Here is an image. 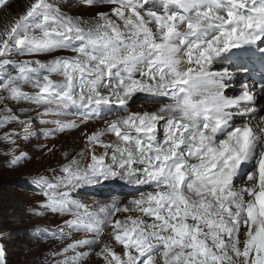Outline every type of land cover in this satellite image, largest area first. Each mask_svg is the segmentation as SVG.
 <instances>
[{"label": "snow or ice", "instance_id": "snow-or-ice-1", "mask_svg": "<svg viewBox=\"0 0 264 264\" xmlns=\"http://www.w3.org/2000/svg\"><path fill=\"white\" fill-rule=\"evenodd\" d=\"M9 2L0 0V8ZM85 2L115 5L111 13L123 27L107 13H98V20L89 24L48 0H34L0 31V57L14 51L51 54L71 49L76 53L46 63L16 64L15 75L0 82V92L7 93L0 95V127L18 122L24 134L31 135V119L18 120L5 101L55 103L57 108L80 104L88 107V118H103L99 110L112 103L126 112L136 93L169 102L153 100L160 102L154 112H129L106 121L103 131L87 136L90 146L105 149L103 155L93 151L85 167L73 159L60 169L64 175L55 182L44 176L32 181L45 198L39 207L72 215L74 219L64 221V226L93 236L68 244L56 254L66 257L57 264H81L91 253L76 249L97 245L105 227L112 228L111 238L124 249L117 254L105 243L96 253L105 264H264V114L257 115L261 109L251 106L258 98L246 81L238 96L229 97L225 92L233 73L228 67L211 70L212 65L227 61L247 72L258 51L259 99L264 100V47L259 46L264 44V0H161L151 5L159 7L160 13L144 14L149 0ZM9 64L10 60L0 59V67ZM53 74L61 76L62 82L51 79ZM29 83L36 90L33 94L22 90ZM52 113L45 107L40 115ZM238 118L244 120L242 125ZM161 121L163 142L157 138ZM41 123H55V131L60 132L77 127L74 121ZM106 133L114 134L117 142L101 140ZM15 135L5 132L0 139L15 145ZM3 154L10 157L9 166L29 158L26 153L16 155L14 148ZM245 178L250 186L236 188ZM112 179L146 184L154 191L129 201L132 207L113 202L97 211L71 198L79 187ZM121 211L142 215L114 219ZM34 231L41 240L66 238L61 230ZM70 251L74 255L68 257ZM0 264H6L2 243Z\"/></svg>", "mask_w": 264, "mask_h": 264}, {"label": "rangeland", "instance_id": "rangeland-1", "mask_svg": "<svg viewBox=\"0 0 264 264\" xmlns=\"http://www.w3.org/2000/svg\"><path fill=\"white\" fill-rule=\"evenodd\" d=\"M32 2L34 0H10L7 7L0 8V31L10 27L16 18L26 12ZM48 3L60 8L67 15L81 17L83 21H87L89 24L98 20V13H107L111 19L123 27V22L117 20L111 13L112 8L115 7L113 4L96 3L89 5L85 0H48ZM153 3L159 5L161 0H149V6L143 10L142 14L149 10L160 13L159 7H151ZM259 46L264 47V44H260ZM75 55L76 53L71 49L57 50L51 54L45 52L29 53L27 51H14L9 57H0V59L10 60L9 65L0 67V82H3L7 75H15L14 66L20 62L39 60L42 63H46L57 56L74 57ZM226 62L214 65L212 69L214 71H223L224 67H228L226 66ZM182 67H187V65H182ZM228 70L232 73L231 68ZM43 74L45 73L41 70V75ZM234 75H239V73H233ZM137 77L139 79L138 75ZM51 79L56 82H62L63 78L53 74ZM240 80L244 81L242 77H240ZM22 90L28 94H33L36 91L30 83L23 84ZM101 91L105 95L108 94L106 89H101ZM0 95L6 96L7 93L0 92ZM153 100L163 103L169 102L167 98L153 97L147 93H136L128 101L126 112L122 110L120 105L115 103L101 108L99 115L103 118H88L91 116L88 107L80 104H68L66 107L57 108L55 103L51 105H37L24 101H5L8 108L12 110V114L18 116V120L31 119V135L29 136L24 134V129L18 122H11L0 127V138L3 137L5 132L17 133V135L13 136V139L16 140L15 145L5 143L3 139H0V161L4 167L0 174V195L6 199L5 215L3 211L0 212V243L5 247L6 264H57L58 261L64 260L66 257L56 254L62 252L68 244L74 241L93 238L89 232L75 231L70 227L64 226V221L74 219L72 215L61 216L39 207L45 198L40 194L39 186L34 185L32 181L38 176H44L49 181L55 182L57 177L64 175L60 169L69 164L73 159L80 161L81 167H85L90 163L93 151L98 156L103 155L105 149L95 144L90 146L87 136L98 130L103 131L106 128V121L117 119L120 116L127 115L129 112L143 113L145 111H156V109L148 107L151 104L152 106L160 105V102L153 103ZM258 105L251 106L257 107ZM260 105L264 106V102L260 103ZM2 107L3 105H0V108ZM45 107H50L53 113L40 115L44 112ZM233 111H236V109H233ZM25 112H27L26 115L24 114ZM42 120H60L65 123L74 121L77 127L60 132L55 131L57 124L41 123ZM245 120L250 125H255L256 123V121L251 120L249 117L245 118ZM243 122L244 120H237V123L240 125ZM157 138L160 142L164 140L163 121L158 126ZM101 140L113 144L117 142V137L112 133H106L101 137ZM13 148L16 155L26 153L29 158L21 160L15 166H9L6 162L10 157L3 153ZM110 156L111 151L109 150L108 157ZM106 162L111 164L110 158H106ZM245 181H247L246 178L241 182L245 183ZM149 191H154V188L146 184H136L134 181L112 179L79 187L71 192V198L85 205L89 211H97L100 206L111 205L113 202H116L121 208L126 205L132 207L129 201L139 198L140 194ZM0 209L2 208L0 207ZM37 212H42L43 215L38 216L36 215ZM141 215V213L136 211H121L116 213L114 219L124 220L128 216L139 218ZM144 219L146 222H151L150 218ZM45 227L54 231L61 230L66 238L39 239L38 233L34 230ZM111 232V227H105L100 237V242L97 245L76 249L79 252L88 251L91 253L81 264H105L104 259L96 255L105 243L117 254H123V246L117 244L111 238ZM66 255L70 257L74 253L70 251Z\"/></svg>", "mask_w": 264, "mask_h": 264}, {"label": "bare ground", "instance_id": "bare-ground-1", "mask_svg": "<svg viewBox=\"0 0 264 264\" xmlns=\"http://www.w3.org/2000/svg\"><path fill=\"white\" fill-rule=\"evenodd\" d=\"M149 26H152L153 28H154V26L153 25H149ZM155 30V29H154ZM258 54V53H257ZM219 63H216V64H214V65H218ZM253 64V63H252ZM252 64H248V67L250 66V69H249V71H248V74L250 73V71H251V69H252ZM258 64H259V66L261 67V65H260V61L258 62ZM214 65H212L211 66V70H213V72H216V71H214V69H212L213 67H214ZM226 66H228V69H232V71H236V73H239V75H234L230 80H229V87H228V89L226 90V92H225V94L227 95V96H229V97H234L235 95H237L238 93H239V91H237L238 89H239V86H240V84L242 83V82H245V81H248L249 79H248V75L246 74V75H244L242 72L243 71H241V70H238L236 67H234V66H231L228 62H226ZM240 77H242V79L244 80V81H242V80H240ZM138 78V77H137ZM140 78V77H139ZM234 89V90H233ZM102 92V91H101ZM108 95V94H107ZM257 108H260L261 109V112H258L257 113V115H262V114H264V106H261L260 105V103H262V102H264V100H260L259 99V96H260V92L259 93H257ZM148 107H152V108H154V110L156 109H158L159 107H160V105H154V106H152V104L151 105H148ZM148 109V108H147ZM151 109V108H150ZM151 112V111H150ZM250 118V117H249ZM238 120H239V118H238ZM250 184H251V182L250 181H245V183L243 182H239V183H236V187H246V186H250Z\"/></svg>", "mask_w": 264, "mask_h": 264}, {"label": "trees", "instance_id": "trees-1", "mask_svg": "<svg viewBox=\"0 0 264 264\" xmlns=\"http://www.w3.org/2000/svg\"><path fill=\"white\" fill-rule=\"evenodd\" d=\"M4 167H3V163L0 161V174H1V170L3 169ZM1 186V185H0ZM6 199H4V196H2V195H0V202H1V204H0V207L2 208V209H0V212L1 211H3V213H4V215H5V201ZM2 217V216H1Z\"/></svg>", "mask_w": 264, "mask_h": 264}]
</instances>
